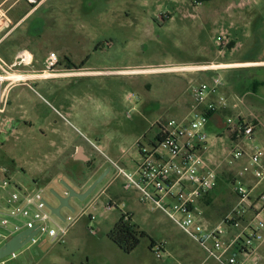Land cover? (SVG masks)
Wrapping results in <instances>:
<instances>
[{
    "label": "rangeland",
    "instance_id": "rangeland-1",
    "mask_svg": "<svg viewBox=\"0 0 264 264\" xmlns=\"http://www.w3.org/2000/svg\"><path fill=\"white\" fill-rule=\"evenodd\" d=\"M16 27L29 36L19 50L31 51L33 61L18 72L30 77L12 90L7 117H21L29 124L20 123L16 134L7 141L0 140V164L10 169L13 183L42 186L44 198L53 206L59 201L52 189L64 196L67 184L82 193L95 180L87 175L79 182L86 167L83 160L95 148L79 149L78 142L77 146H63L62 135L69 142H74L78 133L85 135L99 146L102 156L124 166L119 160L123 158L131 168L134 161H142L136 144L140 139L146 144L155 132L153 124L184 118L192 103L191 83L211 81L214 76L213 72L163 71L170 66L253 64L219 74L224 82L222 93L233 106L225 119L240 117L251 124L257 122L253 140H243L241 145L250 150L254 144L264 150V0H49ZM22 38L26 39L20 36L18 40ZM51 53L72 62L58 66V71L102 73L31 78L41 76ZM130 93L132 100L128 99ZM218 132L209 125L203 154L208 164L222 165L216 186L202 204L205 219L211 224L222 220L235 205L231 181L237 175L235 168L240 171L247 161L241 160L238 167L228 166L226 147L232 140L229 133L219 138ZM110 178L85 201L73 198L70 203L75 212L63 208V216L77 219L63 244L41 235L36 243L18 252L17 260L8 263L19 264L31 254L94 255L96 249H103L100 258L93 260L95 264H219L205 261L204 252L166 216L141 204L136 192H125L123 180L107 189ZM110 202L119 208L107 209ZM129 210L135 214L133 224L148 234L135 252L126 254L112 241H105L107 245L93 242L94 235L105 240ZM53 220L60 223L56 217ZM50 225L55 228L54 223ZM171 238L185 246L193 259L174 251L171 243L165 250V241ZM7 241L0 240V248ZM160 250L158 258L156 252Z\"/></svg>",
    "mask_w": 264,
    "mask_h": 264
},
{
    "label": "built area",
    "instance_id": "built-area-1",
    "mask_svg": "<svg viewBox=\"0 0 264 264\" xmlns=\"http://www.w3.org/2000/svg\"><path fill=\"white\" fill-rule=\"evenodd\" d=\"M33 13L49 0H24ZM9 30L5 37L12 34ZM33 55L28 49H21L12 63L0 55V138L5 134L11 120L7 117L12 90L30 76L19 75L20 68L32 65ZM59 59L56 53L48 55L45 62L47 79L56 73ZM229 68L219 64L179 65L167 67L164 72L182 74L213 72L211 81L191 83L192 104L189 113L182 119L156 121L154 134L140 139L136 150L142 161H134L127 168L108 158L116 174L113 180L122 178L125 192L134 191L141 204L166 216L206 255L207 259L219 264H264V150L252 144L250 150L241 145L243 140H253L254 125L244 118H228L226 131L232 145L226 148L228 166L238 167L241 160H248L232 179L236 203L222 220L211 224L205 219L202 204L218 181L222 165L208 164L203 154L208 145L207 127L212 117L230 108L228 98L222 93L223 77L219 74ZM22 72V71H21ZM25 72V71H24ZM55 72V73H54ZM41 74V75H42ZM72 74V73H69ZM17 76L25 78H17ZM133 94L128 99H133ZM64 117V116H63ZM100 151V148L90 142ZM108 189V188H107ZM45 189L36 184L25 187L13 183L10 169L0 164V240L7 241L25 230L39 227V234L32 240L36 243L41 235H47L54 243L63 244L65 237L76 225L77 219L65 217V222L51 213L44 198ZM124 207V205H123ZM107 209L119 208L110 202ZM126 220L132 219L124 211ZM56 217L60 223H55ZM55 224V228L51 227ZM93 233V230H90ZM161 258V250L156 252ZM18 259V253L1 260L9 264Z\"/></svg>",
    "mask_w": 264,
    "mask_h": 264
},
{
    "label": "crops",
    "instance_id": "crops-1",
    "mask_svg": "<svg viewBox=\"0 0 264 264\" xmlns=\"http://www.w3.org/2000/svg\"><path fill=\"white\" fill-rule=\"evenodd\" d=\"M44 6H42V7H44ZM41 8H39V9H41ZM38 10H36L35 12H37ZM29 14H30L29 13V6L26 4V2L24 0H0V21L5 20V24L0 29V55L8 63H12L14 61V59L17 55V52L19 50V46L24 45L25 43L28 42L26 40L29 36L26 34V32L23 31L22 28L16 29L17 28L16 24L18 25V24L23 23V21H25L26 17ZM12 29H14L12 34L8 37H5L6 33ZM16 34H17V36L13 41L12 38ZM20 36L25 37V38L27 37V38L25 40H24V38H22L23 40L20 42L18 40V38ZM219 65L229 66V68H226V69L237 68V67H241V66H250V65L253 66V64H248V63H228V62H220ZM226 69H224V70H226ZM57 72L60 75L55 76L56 78L57 77H63V76H82V75H95V74L102 73L100 71H94V70H81L80 73L69 74L71 72L68 70L58 71V69L56 70V73ZM47 79H49V78H47ZM47 79H43V80H47ZM191 102H192V100H191ZM188 103L190 104V101ZM232 107L233 106L230 105L229 109L215 114L208 124V127H209V125L213 124V126L220 131V133L218 132L219 138H222L223 135H225L227 133V131H226V119L225 118H226V116H228L227 113L230 112L231 109H233ZM9 118L11 121H13V118H11V117H9ZM208 127H207V130H208ZM9 130H10V126L6 130L5 134L0 138L1 141H5V138L7 137V133ZM62 137L64 138L62 140L65 143L63 146L73 147V146L78 145L77 142L74 140H73L74 142H69V139L67 138V136L62 135ZM83 147H89V146H82L81 145V147H79V149H82ZM74 158H76V156H74ZM83 161H86V160H83ZM246 162H248V160L245 161V163ZM221 167L219 168V170L221 169ZM235 169H238L236 172L238 174L239 168H235ZM69 171L71 172V168L69 169ZM79 185H80V183H79ZM80 188H82V187H80ZM129 212L131 213V216H132V223H134L135 214L132 210H129ZM89 231H90V229H89ZM94 237L95 238H93L94 239L93 242L96 245H103L104 243H105V245H107V243L105 241H111L108 238V236L105 238V240L102 237H97V235H94ZM165 242H166L165 250H167V246L169 245V243H171V244H173L172 249H174V251L180 253L182 256L188 257L189 260L193 259V258H191L192 256L190 255V253L186 249V247L183 246L182 244H180L179 241L175 240L174 238H171ZM94 253H95L94 255L92 253H86L84 255H80V254H74V253L58 252V253H52V256H50V257H49V254H47V255L45 254L42 257H37L36 255L31 254L29 256H25L22 259V261H20L19 264H36L35 263L36 259H37L38 264H95V262L93 260L100 258V255H102V253H103V249H100V250L96 249ZM207 260H210V259H207V257H206L205 261H207Z\"/></svg>",
    "mask_w": 264,
    "mask_h": 264
},
{
    "label": "water",
    "instance_id": "water-1",
    "mask_svg": "<svg viewBox=\"0 0 264 264\" xmlns=\"http://www.w3.org/2000/svg\"><path fill=\"white\" fill-rule=\"evenodd\" d=\"M5 24V20L0 21V29ZM110 169H106L102 174H100L92 184L82 193L76 192L69 185L65 184L67 193L64 196L59 195L54 189L51 190V193L59 201L58 206H53L47 202L51 213L59 218L61 221L65 222L66 218L62 214L63 208L69 209L71 212H75V209L71 206V200L76 198L77 200L83 202L85 201L95 190L96 188L107 178ZM40 228L34 227L24 232L12 237L0 248V261L4 260L15 253H18L26 245L32 242V240L39 234Z\"/></svg>",
    "mask_w": 264,
    "mask_h": 264
},
{
    "label": "flooded vegetation",
    "instance_id": "flooded-vegetation-1",
    "mask_svg": "<svg viewBox=\"0 0 264 264\" xmlns=\"http://www.w3.org/2000/svg\"><path fill=\"white\" fill-rule=\"evenodd\" d=\"M66 62L72 64L71 61H66V59L65 60L60 59L59 60V63H58V66H68L69 64H67ZM74 68L79 69L80 67L79 66L77 67L76 65H74ZM20 123H23L24 125H28L29 124V121L24 120L21 117H16V119H13V121L10 122V125H9L10 126V130L7 133V137L5 138V141H7L12 135H14V134H16L18 132ZM78 134L79 135H76V138H75L74 141L80 143L82 146H89L90 148H92L91 147L92 144L90 142H92L96 146H98L89 137H87L85 135L83 136L80 133H78ZM95 150L98 151L97 149H95ZM96 151H93V153L88 158V160L83 161L84 164H86V167H85V169L83 170V172L80 175L78 174V171L76 169H74L75 173H77L79 175V179H80L79 182L84 181L83 179L87 175L88 176L89 175H92L96 179L100 174H102L108 168L110 169V172L107 175V178H110V177H112V178L109 179V183L107 185V188H110L111 186H113L116 183L117 180H119V179L123 180L122 178H117L116 180H113L114 177H115L116 172H115L114 168L111 166L110 162L107 160V157L108 156L107 157L106 156L104 157V156H102V155H104L103 152L101 153L99 151L100 153H97ZM119 160H121V162L124 165V167H127L128 168V166L124 162V159L123 158L122 159H119ZM101 167H103V168L101 169ZM123 182H124V180H123ZM123 185H124V183H123ZM88 187H86V189ZM86 189H84V191Z\"/></svg>",
    "mask_w": 264,
    "mask_h": 264
},
{
    "label": "trees",
    "instance_id": "trees-1",
    "mask_svg": "<svg viewBox=\"0 0 264 264\" xmlns=\"http://www.w3.org/2000/svg\"><path fill=\"white\" fill-rule=\"evenodd\" d=\"M255 86L259 87V84L256 82ZM253 125L255 130L259 126L255 121ZM147 236L148 234L145 231H142L137 225L132 223L131 218L126 220L124 216L119 219L114 228L108 233V238L126 254L135 252L142 239Z\"/></svg>",
    "mask_w": 264,
    "mask_h": 264
},
{
    "label": "bare ground",
    "instance_id": "bare-ground-1",
    "mask_svg": "<svg viewBox=\"0 0 264 264\" xmlns=\"http://www.w3.org/2000/svg\"><path fill=\"white\" fill-rule=\"evenodd\" d=\"M140 71V70H139ZM36 77H49L48 73L47 74H44L42 76H32L31 78H36ZM17 78H24V77H20V76H17Z\"/></svg>",
    "mask_w": 264,
    "mask_h": 264
}]
</instances>
